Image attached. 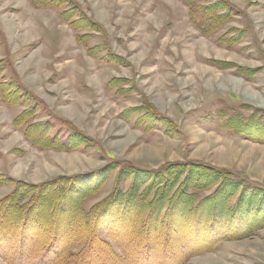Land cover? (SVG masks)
Listing matches in <instances>:
<instances>
[{
	"label": "rangeland",
	"instance_id": "obj_1",
	"mask_svg": "<svg viewBox=\"0 0 264 264\" xmlns=\"http://www.w3.org/2000/svg\"><path fill=\"white\" fill-rule=\"evenodd\" d=\"M70 1L78 12L67 20L60 15L69 9L67 3L37 7L31 0H0L1 77L11 79L16 70L42 100L45 109L32 121H47L50 134L59 133L67 142L76 126L92 140L76 149H38L23 128L14 126L24 107L0 99V198L17 179L40 183L116 163L143 169L201 163L264 188V139L226 127L233 116L245 124L255 112L264 124V0H227L218 13L231 8L230 15L220 28L207 30L195 20L206 15L197 10L195 16L182 0ZM76 19L78 29L69 22ZM241 67L255 70L253 78L242 76ZM115 78L121 81L110 84ZM243 88L259 98H250ZM145 104L171 124L161 120L150 127ZM117 171L83 201L84 210L113 192ZM8 177L13 182L1 181ZM130 183L124 180L120 188L125 191ZM213 190L200 192L199 198ZM100 231L109 239L105 229ZM0 232V264H37L51 239L48 231L40 232L44 242L39 243L29 239L36 231L18 237L7 236L5 228ZM165 245L176 244L169 237ZM151 257L173 260L168 250ZM136 259L127 256L118 264ZM182 264H264V224L222 240L213 250L189 254Z\"/></svg>",
	"mask_w": 264,
	"mask_h": 264
},
{
	"label": "trees",
	"instance_id": "obj_2",
	"mask_svg": "<svg viewBox=\"0 0 264 264\" xmlns=\"http://www.w3.org/2000/svg\"><path fill=\"white\" fill-rule=\"evenodd\" d=\"M31 1L37 7L69 4L70 12L68 9L60 14L64 19L78 12L70 0ZM182 1L194 15L197 10L206 15L195 18L200 29L220 28L231 12V8H227L224 13H218L228 6L227 0H212L206 5L197 4L196 0ZM69 22L75 29L79 28L77 19ZM114 59L117 63L122 60L115 56ZM4 68V61L0 59V99L8 106L24 107L13 123L24 129L25 137L34 146L54 150L89 146L87 142L92 139L76 126L66 142L59 133L50 134L47 121H32L38 116V110L45 109V104L22 83L16 70L11 79L1 77ZM254 71L238 68L247 79L253 78ZM113 80L110 84L121 81ZM144 108L149 112L146 117L150 127L161 120L171 124L150 105L145 104ZM233 117L226 121V127L252 139H264V124L256 118V112L245 124L236 115ZM115 169L118 171L113 192L84 210L83 201L97 193ZM127 179L131 183L124 191L120 186ZM1 181L13 182V179L8 177ZM14 183V189L0 198V231L5 228L9 230L7 236L17 237L36 231V235L29 238L36 243L44 242L39 240L40 232L48 231L51 239L37 264H118L131 255L137 258L131 260L132 264H149L153 260H160V264H182L189 254L213 250L222 240L242 237L264 224V188L248 186L243 180L233 179L218 168L201 163H170L158 169L116 163V166L107 165L72 177L40 183L17 179ZM211 187L214 190L210 194L199 198L200 192ZM102 229L114 245L101 236ZM169 237L176 245L166 248ZM128 243H132L131 248ZM143 249L142 256L135 255L141 254ZM166 250L173 256V262L169 257L152 259L154 253L161 255Z\"/></svg>",
	"mask_w": 264,
	"mask_h": 264
},
{
	"label": "bare ground",
	"instance_id": "obj_3",
	"mask_svg": "<svg viewBox=\"0 0 264 264\" xmlns=\"http://www.w3.org/2000/svg\"><path fill=\"white\" fill-rule=\"evenodd\" d=\"M206 13H207V11H205ZM196 16V15H195ZM207 30V29H206ZM206 46V45H205ZM202 47H204V46H202ZM210 71V70H209ZM233 83H235L236 84V86H242V82H239L238 84H237V80H234V81H232ZM212 86V85H211ZM243 91L246 93V95L247 96H249L250 98H259V95L256 93H253L250 89H248V88H243ZM5 244V243H4ZM42 248V247H41Z\"/></svg>",
	"mask_w": 264,
	"mask_h": 264
}]
</instances>
